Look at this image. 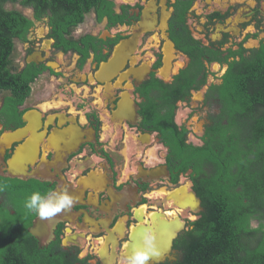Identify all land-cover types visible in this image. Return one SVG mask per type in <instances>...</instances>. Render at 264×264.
I'll use <instances>...</instances> for the list:
<instances>
[{
    "label": "flooded vegetation",
    "instance_id": "obj_1",
    "mask_svg": "<svg viewBox=\"0 0 264 264\" xmlns=\"http://www.w3.org/2000/svg\"><path fill=\"white\" fill-rule=\"evenodd\" d=\"M3 6L20 14L26 29L10 26L12 51L0 68L7 78L0 86V264L26 251L38 264H122L132 243L142 249L147 240L152 248L161 221L176 233L162 259L148 264H182L187 231L204 208L193 168L180 169L183 155L173 152L162 129L167 122L156 116L177 96L172 120L196 147L215 121L225 123V76L231 63L263 46L264 0H104L73 25L61 16L51 23L48 12L37 17L19 0ZM42 78L53 85L34 90ZM76 93L79 103L60 99ZM195 96L206 117L190 132L174 118L180 103L191 110ZM103 118L112 134L101 138ZM127 142L135 174L124 178L113 155L122 161ZM22 144L29 152L21 155L23 169L11 171ZM197 165L203 175L204 163ZM64 189L73 206L54 218L25 207L33 192Z\"/></svg>",
    "mask_w": 264,
    "mask_h": 264
},
{
    "label": "trees",
    "instance_id": "obj_2",
    "mask_svg": "<svg viewBox=\"0 0 264 264\" xmlns=\"http://www.w3.org/2000/svg\"><path fill=\"white\" fill-rule=\"evenodd\" d=\"M6 1L17 0H0V68L12 51L10 26L22 24L25 28L20 14L4 8ZM19 1L32 6L37 17L48 12L55 25L60 16L62 20L72 18L71 25L76 24L89 6L104 2ZM106 7H110V2L106 1ZM9 18L15 23L10 24ZM257 52L229 65L221 95L226 108L223 107L220 120L225 119V123L215 121L202 146L185 144V129H177L172 120L177 96L165 106V114L157 113V121L167 122L162 129L171 149L178 158L183 155L180 169L192 167L195 172L191 177L193 189L204 208L201 218L187 231L182 264H264V44ZM4 74L2 68V87L7 80ZM31 78L32 75L28 80ZM12 90L17 92L15 87ZM27 91L20 93L18 102ZM201 163L206 169L203 175L197 165ZM7 264L38 263L33 253L26 251L9 258Z\"/></svg>",
    "mask_w": 264,
    "mask_h": 264
},
{
    "label": "rangeland",
    "instance_id": "obj_3",
    "mask_svg": "<svg viewBox=\"0 0 264 264\" xmlns=\"http://www.w3.org/2000/svg\"><path fill=\"white\" fill-rule=\"evenodd\" d=\"M9 5H7L8 7ZM190 26L191 27H194L192 21L189 22ZM264 34V33H262ZM263 36V35H262ZM59 59H61L63 61V59L61 57H58ZM169 64V63H168ZM51 81H45L44 78L40 79L39 82H38V86L37 87H34V90L36 89H42L43 87H50L51 85H53V82ZM48 83H50L48 85ZM60 99H62V101H65V102H68L70 104L71 103H79L80 102V98L78 97V93L76 94H71V95H63L61 94L60 95ZM201 97L198 98V96H195L194 99L192 100L191 104H192V108L191 110L189 109V107L183 103H180L178 106H177V109H176V113H175V121L176 123L178 124H184L188 130L191 132H196L200 129V126L204 120V118L206 117V108H203L204 106H200L201 104L198 102H195L194 100H200ZM199 106V107H197ZM62 107V106H61ZM63 108V107H62ZM70 110H72V107L70 106ZM103 124H102V127H103V130L101 132V138L106 136L105 134L107 133V135H110L112 134V130L109 132V129H107V121L106 119L103 118ZM115 131L117 129H114ZM127 136V135H126ZM192 133H188V136H187V139L192 141V139L194 137H192ZM113 138V137H112ZM125 151H123V154H124V158L122 159V161L120 160V158L118 157L117 154H114V163L116 165V173L117 175H119V177H124L126 178L127 176L129 175H132V174H135V170H133V167L131 166L133 163H134V160H131L130 159V154L128 153V151L131 149L130 145L127 143H125ZM157 143L154 141L153 137H152V148L154 149L155 151V155H156V150H155V147ZM150 148V149H152ZM123 163V164H122ZM130 165V166H129ZM137 211V210H136ZM138 218V217H137ZM139 221L141 220V218H138ZM107 243H104L102 244L101 247H99V249H101L102 247H105ZM84 245V248H86V242L83 243ZM173 257V255H172ZM162 259V258H160ZM159 260V259H158ZM158 260H152L153 261H158ZM112 263V262H111Z\"/></svg>",
    "mask_w": 264,
    "mask_h": 264
},
{
    "label": "clouds",
    "instance_id": "obj_4",
    "mask_svg": "<svg viewBox=\"0 0 264 264\" xmlns=\"http://www.w3.org/2000/svg\"><path fill=\"white\" fill-rule=\"evenodd\" d=\"M74 198L70 196L66 189L48 194H41L39 191L33 192L25 201V207L44 220L54 218L59 213L70 210L73 206ZM146 247L133 250L130 254L122 258V264H148V261L155 256L150 241H145Z\"/></svg>",
    "mask_w": 264,
    "mask_h": 264
},
{
    "label": "bare ground",
    "instance_id": "obj_5",
    "mask_svg": "<svg viewBox=\"0 0 264 264\" xmlns=\"http://www.w3.org/2000/svg\"><path fill=\"white\" fill-rule=\"evenodd\" d=\"M124 106V105H123ZM122 108V107H121ZM29 116V115H28ZM32 116V115H31ZM31 116L30 117H28V119L30 120V123H32L33 124V122H34V120L31 118ZM33 116H34V114H33ZM31 118V119H30ZM36 122V121H35ZM31 126V125H30ZM12 133V132H11ZM10 133V136L12 135ZM17 135V134H16ZM15 135V136H16ZM14 136V135H13ZM12 137V136H11ZM57 137V136H56ZM73 141V140H72ZM33 142V141H32ZM27 143L28 142H26V146H27ZM24 144V143H23ZM23 144H22V146H23ZM26 146H23V147H21V150H20V152H21V154H20V157H19V155L17 154V156L15 155L11 160H10V162H9V164H10V170L11 171H15V172H18V171H21L22 169H23V166H24V163H23V159H21V155H22V153H26L27 151H26ZM26 151V152H25ZM27 153H29V152H27ZM25 156V155H24ZM9 170V171H10ZM13 173V172H12ZM98 180V179H97ZM182 197H184L183 195H181ZM171 197V196H170ZM186 197H184L183 199H185ZM181 199V198H180ZM189 200H192L193 199V195L191 194L190 195V197L188 198ZM187 200V199H186ZM186 202V201H185ZM180 203V202H179ZM182 205V204H181ZM183 205H185V204H183ZM179 225V223L178 224H176V226H178ZM169 226V225H168ZM167 226V227H168ZM179 226H181V224L179 225ZM178 226V227H179ZM170 227V226H169ZM117 228H120V226H118ZM176 227L174 226L172 229L170 228V230H169V228L167 229V231H168V234H167V242H166V244L164 245V246H160V247H154V245L155 244H157L158 245V241L156 240V242L153 240V243L154 244H152V250H153V252H155V256H153L152 257V260H158V259H160L161 258V256H162V251L163 250H165L166 248H168V246H169V244H170V240H171V238L172 237H174L175 236V233H176ZM161 231V230H160ZM163 231V230H162ZM161 234V233H160ZM165 234V233H164ZM164 234L162 235V237H164ZM69 238V237H68ZM111 238V237H110ZM158 239V238H157ZM135 240V242L136 243H138V241H137V239L135 238L134 239ZM158 249V250H157ZM133 250H136V245H134V243H132L129 247H128V249H127V251H129L126 255H128V254H130L131 252H133ZM102 251H103V249H102ZM105 252V251H104ZM101 254V257H102V259H105L104 257H105V253H103V252H101L100 253ZM110 258V257H109ZM112 260V259H111Z\"/></svg>",
    "mask_w": 264,
    "mask_h": 264
},
{
    "label": "crops",
    "instance_id": "obj_6",
    "mask_svg": "<svg viewBox=\"0 0 264 264\" xmlns=\"http://www.w3.org/2000/svg\"><path fill=\"white\" fill-rule=\"evenodd\" d=\"M188 194H189V192H188ZM185 195V194H184ZM190 195H191V193H190ZM182 199H183V197H182ZM181 199V200H182ZM183 202L182 203H185V201L187 202V200H182ZM190 202L192 201V200H189ZM171 224V221H170V223H168V222H164V221H161L160 223H156L155 225H154V227H153V233H152V235H153V239H154V241L156 242V240L158 241V245L157 244H155L154 245V247L157 245V247H160V246H162V244H166V242H167V234H168V231H167V228H169V226L168 225H170ZM162 226V227H161ZM168 226V227H167ZM161 230V231H160ZM163 230V231H162ZM161 233V234H160ZM165 233V234H164ZM164 234V237H162V235ZM158 238V239H157ZM153 242V241H152ZM158 250V249H157ZM168 250V248H166L165 250H163L162 251V256H161V258L164 256V252L165 251H167Z\"/></svg>",
    "mask_w": 264,
    "mask_h": 264
},
{
    "label": "water",
    "instance_id": "obj_7",
    "mask_svg": "<svg viewBox=\"0 0 264 264\" xmlns=\"http://www.w3.org/2000/svg\"><path fill=\"white\" fill-rule=\"evenodd\" d=\"M162 227V226H161ZM171 241V240H170ZM170 245V244H169Z\"/></svg>",
    "mask_w": 264,
    "mask_h": 264
}]
</instances>
